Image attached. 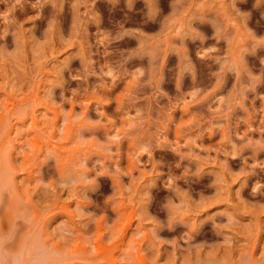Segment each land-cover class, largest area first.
I'll use <instances>...</instances> for the list:
<instances>
[{"label": "rangeland", "instance_id": "obj_1", "mask_svg": "<svg viewBox=\"0 0 264 264\" xmlns=\"http://www.w3.org/2000/svg\"><path fill=\"white\" fill-rule=\"evenodd\" d=\"M0 264H264V0H0Z\"/></svg>", "mask_w": 264, "mask_h": 264}]
</instances>
